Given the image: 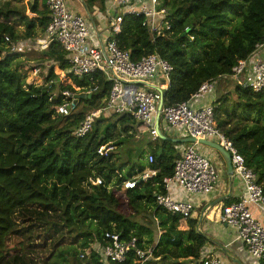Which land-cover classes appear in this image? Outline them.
I'll list each match as a JSON object with an SVG mask.
<instances>
[{
	"label": "trees",
	"instance_id": "trees-1",
	"mask_svg": "<svg viewBox=\"0 0 264 264\" xmlns=\"http://www.w3.org/2000/svg\"><path fill=\"white\" fill-rule=\"evenodd\" d=\"M82 1L90 13L97 4L106 10L107 0ZM162 3L170 11L171 31L154 35L144 25V15L127 13L116 39L133 61L157 53L173 65L170 84L163 90L164 105L191 99L208 80H225L222 77L229 75L240 59L264 42V0ZM28 4L27 12L9 2L0 5V264L33 263L22 253L24 240L43 249V264H51L56 256L66 264H103L98 252L86 254V250L96 242L106 244L108 231L116 233L119 240L137 236L142 249L154 247L152 259L145 264H200L208 240L196 230V219H187L188 228L183 230L182 216L157 204V194L165 193L163 178L174 174L180 143L169 137L157 138L150 143L154 162L136 164L124 172L116 164L114 152L99 156L97 150L122 135L121 131L115 133L118 122L123 125L119 130L132 132V126L126 124L135 121L133 117L119 116L112 123L109 117L114 114L100 111L93 129L76 136L85 115L105 106L112 83L99 72L82 78L68 73L66 53L57 41L39 53V58L55 62L45 76L46 84L27 83L28 75L19 61L24 53L11 52L5 37L14 42L44 37L50 22L47 0ZM11 15L17 18V25H25L24 33L6 21ZM186 27L190 31H185ZM51 80L57 83L49 86ZM96 86L97 90L86 92ZM64 90L79 99L78 110L67 116L57 112ZM213 106L218 128L233 141L264 186V91L235 84L219 95ZM119 142L114 143L117 146ZM147 167L157 174L139 181L133 189H121L122 181ZM142 212L158 223L157 242L153 235L144 240L150 229L136 220ZM34 235L37 240L31 239ZM13 237L21 241L10 246ZM44 247H49L48 251ZM109 263L140 264L141 259L132 252L125 262Z\"/></svg>",
	"mask_w": 264,
	"mask_h": 264
},
{
	"label": "built area",
	"instance_id": "built-area-1",
	"mask_svg": "<svg viewBox=\"0 0 264 264\" xmlns=\"http://www.w3.org/2000/svg\"><path fill=\"white\" fill-rule=\"evenodd\" d=\"M110 2L120 9L113 17L107 12V21L110 22L107 28L109 38L104 43L97 44L92 40L90 18L71 9L68 0H47L50 22L45 31V38L35 41L34 47L40 51L46 50L52 41H57L69 62L67 72L73 76L82 78L99 72L112 83L109 95L105 99V106L101 110L85 115L76 130V136H84L90 132L94 126L95 113L101 111L105 114L133 117L135 121L149 129L153 140L159 138V128L163 131L169 127L182 128L187 137L211 139L221 144L231 155L234 175L243 184V193L240 199L223 206L220 221L236 227L248 253L264 262V223L253 212V207H256L264 213V186L258 182L257 173L246 165L244 155L239 152L233 141L218 128L213 103L198 107L192 105L194 100L212 93L215 84L221 78L204 82L187 101L164 105L163 90L170 84L173 65L157 53L133 61L130 52L120 47L116 35L122 31L123 17L127 13L144 15V25L149 31L157 36L163 35L164 32L172 30L169 9L163 6L162 0H110ZM185 31H190V28L186 27ZM5 39L11 52H24L27 50L26 45L29 46L27 41L20 44L9 36ZM30 42L33 44V41ZM263 50L264 42L257 44L252 54L240 59L233 66L231 73L222 78L231 79L235 84L248 87L254 92L264 91ZM34 72L36 74L38 70L35 69ZM53 83L57 81H49V86ZM97 88L96 86L86 92L90 93ZM60 93L63 100L58 105V114L67 116L75 112L79 100L76 94L70 90ZM199 145L198 143L177 145L180 157L176 160L174 174L163 178L165 193L156 196L159 206L172 214H180L184 221L192 217L195 206L190 201L174 199L171 195V184L176 182L182 185L190 194L207 195L216 189L221 174L212 159L201 153ZM115 148L114 141H110L101 145L97 152L99 156H108ZM148 158L150 163L154 162L152 153ZM157 172L149 168L132 179L122 181L119 186L123 190L133 189L139 181H147ZM117 174L120 178L123 177L122 171L117 170ZM98 183H101V180H98ZM104 239L107 241L106 244L96 242L86 250V254H90L92 250L98 252L102 256L103 264H110V260L125 262L132 252L139 256L140 264L152 259L154 247L140 248L137 236L129 240H119L116 233L108 231ZM200 264H222V259L210 254L204 247L201 251Z\"/></svg>",
	"mask_w": 264,
	"mask_h": 264
},
{
	"label": "crops",
	"instance_id": "crops-1",
	"mask_svg": "<svg viewBox=\"0 0 264 264\" xmlns=\"http://www.w3.org/2000/svg\"><path fill=\"white\" fill-rule=\"evenodd\" d=\"M71 2L72 4L69 6L74 11L86 15L89 18L90 14L84 6L82 0H70V3ZM116 7L117 6L113 5L112 2L110 5L107 4L106 10L104 11L105 16H103L101 12L99 15L100 18L107 20V12H109L112 17L115 16L111 14V10H116ZM98 24L95 25L94 23L95 29L93 26H91L92 29L96 31L93 35L92 40L97 44H102L109 38V31L107 28L102 27L104 23L100 25ZM42 38H45V35L44 37L35 39V41L37 42ZM35 41H33V44L31 42H28L29 46L26 45L25 49L30 50L31 48H35ZM30 45H32V47H30ZM217 84L219 86L217 90L206 96L194 100L192 102V105L198 107L212 104L219 95L230 90L229 86L220 83V81L219 83L217 81ZM163 133L169 138L187 137L182 128L171 129L167 127L166 130H163ZM153 141L154 140L151 138V142ZM150 143L148 144L147 160L149 159L148 156L151 153ZM198 148L201 152L203 151L200 149V147ZM206 151L207 156L212 159L214 164L221 172L216 189L207 195L199 193L190 194L185 191L182 185L175 182L171 184L172 197L179 201H190L195 206L191 218H194L197 221L196 230L206 236L208 243L206 244L205 248L210 251V254L219 256L222 259V264H264V262L259 261L257 258L248 253L245 244L239 238V231L236 227L221 223L220 214L222 212L223 206L240 199L243 193V184L237 176L234 175L233 177H230L227 174L226 165L223 163V161L220 160L219 155L216 153V151ZM148 169L149 167H147L145 170ZM253 212L256 217L262 223H264V213L259 211V209L256 207H253Z\"/></svg>",
	"mask_w": 264,
	"mask_h": 264
},
{
	"label": "rangeland",
	"instance_id": "rangeland-1",
	"mask_svg": "<svg viewBox=\"0 0 264 264\" xmlns=\"http://www.w3.org/2000/svg\"><path fill=\"white\" fill-rule=\"evenodd\" d=\"M28 1L31 2L33 0H0V5H4V3L9 2L10 6L17 7L19 9L27 12L29 10V6H30V4H28ZM71 4H72V2L70 3V0H68V5H71ZM107 4L108 5L111 4L110 0L106 1V5ZM106 5H105V7H106ZM101 9H102L101 5L97 4L91 10L92 12L91 13L89 12L90 13L89 18L91 20V24L94 27V23H95V25L98 23H99L98 25L104 23L102 25V27L108 28L110 25V22L103 19V18H100V16H99L101 12H102L101 14L103 16H105L104 11ZM119 9H120V7H116V10L112 9L111 14L116 15L118 13ZM6 21L9 23L15 24L19 33H24L25 25H17L18 20L15 16H12V15L9 16V18H7ZM94 29H95V27H94ZM94 29H92V31H91V38H93V35L96 32ZM17 43L24 44V41L19 40V42H17ZM35 50L36 51L25 50L24 52H22V53H24V56H22L19 60L22 63L21 69L23 71H26V73L28 75L27 83L44 84L45 83V76L48 74L49 69L53 65V63H52V61L39 58L40 57L39 53L41 51L38 49H35ZM30 51H32V52H30ZM35 69L38 70V72L36 74L34 72ZM220 83L229 86L230 89H233L234 85H235V82L232 81L231 79H226V80L220 79ZM218 87H219L218 84H215L214 91L217 90ZM59 91L60 90L58 88L55 90L54 93H57ZM97 116H99V113H95V117H97ZM109 118H110V122L113 123L119 118V116L118 115H111ZM163 121L164 120H162V122ZM126 125L128 127L132 126L133 129H130V131H132V132L127 133L123 130H119L122 128L121 126H123V125H121V123L118 122V125H117L118 128L116 127L115 133H119L121 131L120 133L122 135L117 136V138L114 139V142H116V143L119 141L120 142L117 144L116 148L113 151L115 153L116 164L118 166H122L124 172L129 171L131 169V167L133 165H136V164H142L145 166L148 165L147 164V162H148V160H147L148 144L151 142V135H150V131L148 128H146L142 124L140 125L137 121L129 122ZM199 147L201 150H203L201 153L204 155H207L206 150L216 151L215 149H213L211 147L201 145V144L199 145ZM216 153L219 155L220 160L223 161V163L225 164L224 158L221 156V154L218 151H216ZM137 175H139V173H137L135 176H137ZM136 220L139 223L145 224L150 229L149 234L144 236V240L149 239L153 235L156 242H157V240L160 237V231L161 230L158 228V226H157L158 223L156 221H154L151 214L142 212V214L137 215ZM180 228L183 230H186L188 228L187 222L186 221L182 222ZM31 239L37 240V237L34 235ZM20 241H21V238L13 237V240L10 241V246H13L14 244H18V243H20ZM29 242H30L29 240H24L25 250L22 251L23 255H26V259H32L33 260V263H31V264H43V259L45 258V254L42 255V252H41L43 249L38 248L39 245H29ZM47 243H49V242H47ZM49 247L52 248V245ZM49 247H47V248L44 247V250L48 251ZM68 247H71V246H68ZM155 261H157V260H155ZM61 263L66 264L65 262L60 261V259L57 258V256H56V258H54L52 260L51 264H61ZM69 264H72V262H70Z\"/></svg>",
	"mask_w": 264,
	"mask_h": 264
},
{
	"label": "water",
	"instance_id": "water-1",
	"mask_svg": "<svg viewBox=\"0 0 264 264\" xmlns=\"http://www.w3.org/2000/svg\"><path fill=\"white\" fill-rule=\"evenodd\" d=\"M162 105V102H161ZM160 105V109H161ZM157 126L159 127V121H157ZM159 137L161 138H168L164 135L163 131L159 128ZM173 142L176 143H198L201 145H205L208 147H211L218 151L221 156L224 158L225 164H226V172L230 177L234 176V169L232 165V159L230 153L218 142L211 140V139H205V138H194L191 136L185 137V138H169Z\"/></svg>",
	"mask_w": 264,
	"mask_h": 264
}]
</instances>
